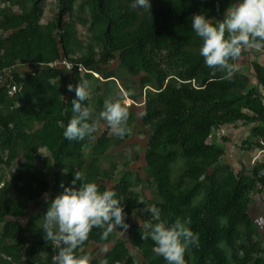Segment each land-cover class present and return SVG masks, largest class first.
<instances>
[{
    "label": "trees",
    "instance_id": "16d2710c",
    "mask_svg": "<svg viewBox=\"0 0 264 264\" xmlns=\"http://www.w3.org/2000/svg\"><path fill=\"white\" fill-rule=\"evenodd\" d=\"M56 1L60 14L51 27L57 30V37L53 35L46 45L42 43L43 35L37 23L42 0H32L31 8L17 20L0 24V52L3 51L0 56V72L16 64L51 65L63 58L72 64V85L75 87L80 80H85L80 66L87 70L94 61L92 58L71 57L76 22L73 18L66 19V15L72 8V1ZM132 1L134 0H88L94 19L101 26L107 50L119 53L121 63L131 75L136 76L143 70L158 77V93L145 98L146 112L143 119L144 125L151 130L146 162L160 197L156 206L158 221L171 226L178 217L191 219L187 226L199 235L198 246H189L196 264H231L220 242L225 240L234 248L238 239L246 240V244L242 246L243 259L239 260V264H250L252 261V264H264V242L254 232L253 222L247 212L250 198L264 190V175H260V165H254L248 174L235 172L222 182L214 175H207V171L224 156V152L210 141L213 132L223 126L237 127L239 123L250 126L249 132L255 139V147L264 149V111L248 102H235L220 107L218 102L231 95L232 87L226 81H221L223 76L207 68L201 55H192L182 50L185 47L202 46L201 38L192 29L191 17L194 14H203L215 23L214 20L238 0H152L151 10L147 9L146 18L137 30H132L138 20L136 12L129 5ZM11 30L14 32L9 37L11 45L8 46L1 39V32ZM225 36L227 37V32ZM259 49L264 51V48ZM176 59L185 64L182 80L189 82L188 85L169 79L170 68L175 66L173 62ZM254 73L258 85L264 90V68L255 64ZM45 76L51 96L47 97V108L41 111L28 104L3 115L1 106L8 93L5 89L0 90V121L3 128L0 134V163L4 162L6 151H15L16 148H21L26 158V162L20 165L19 174L10 184L19 197L17 204L10 206L0 200V220H14L6 224L5 238L20 242L32 241L33 253H46L49 257L48 264H53L52 257L56 250L52 242L44 239V230L39 229L34 222L23 226L17 220L28 214V205L23 199L35 201L50 189L56 197L63 193L61 184L64 187L72 186L74 173L77 172L74 162L81 150L82 141H69L63 136L74 115L72 100L76 99L75 91L67 90L68 84L59 71H47ZM58 76L62 77L59 89L53 81ZM198 80L199 87L190 86ZM14 81L23 87L20 95L28 97L30 92L41 91V79L36 75L30 74L25 79L15 77ZM32 120L43 125L29 134L26 129H30ZM222 139L229 142L226 137ZM163 142L179 145L190 160L186 178L191 181L203 178L209 182L203 204L186 211L183 207L189 205L194 192L186 189L179 197L173 194L168 179V160L160 153ZM248 144L251 143L245 141L242 150ZM40 149L52 154L54 164L59 169L53 175L52 187L47 175L40 173L38 166L33 163L37 161L38 165H44ZM89 170L93 179L112 177L95 165H90ZM84 182L88 181L84 179ZM79 183L78 181L76 187ZM184 185L185 182L181 181L179 188ZM98 187L101 192L106 190ZM112 191L117 194L116 198L120 199L127 214L125 222L129 221L132 213L139 207L131 196L129 183L123 180ZM46 212L44 211L43 216ZM222 219H225V225L222 224ZM240 226L244 227L242 234L238 230ZM102 233L103 229L93 228L87 240L105 244L107 238H102ZM143 234L139 225H134L129 230L127 239L135 251L147 264H167L162 256L153 251L154 242L150 238L142 239ZM26 258L30 264L37 262L28 255V251ZM123 259H127L125 252L114 253L106 255L102 263L92 261L90 264H117ZM184 259L185 264H188V249ZM15 260L13 255L5 256L0 253V264H14ZM127 260L131 263L130 259Z\"/></svg>",
    "mask_w": 264,
    "mask_h": 264
},
{
    "label": "rangeland",
    "instance_id": "374dc122",
    "mask_svg": "<svg viewBox=\"0 0 264 264\" xmlns=\"http://www.w3.org/2000/svg\"><path fill=\"white\" fill-rule=\"evenodd\" d=\"M71 1L72 8L66 15V19L73 18L76 22V33L71 44V57L73 59L92 58L94 61L87 70L83 66H80V69L82 70L84 79L90 82L89 99L83 104H88L95 109L93 119L98 121L97 131L93 133L94 138H86L82 141L81 150L74 162L75 167L88 182H95L106 190L112 191L118 183L126 180L130 185L132 198L139 205L132 213L130 220L125 222L129 225L126 232L122 228H114L106 237L107 242L105 244L87 240L76 250V253L77 255H90V263L92 261L102 263L104 257L108 254H121L125 252L127 259H130L131 263L127 259H123L121 263L117 264H147L135 251L127 238L130 228L134 225H139L145 233L146 229L144 226L146 223H160L157 215H153L154 212H157L156 206L160 202V197L157 186L150 177L146 162L147 143L151 130L143 123L146 112L145 98L148 95H157L159 87L158 77L155 74H148L143 70L136 76L131 75L121 63L119 53L110 52L105 47L101 26L94 19L88 0ZM133 2L129 5L136 12L138 20L132 30H137L146 18L147 9L134 8L132 7ZM149 3L151 6L153 5L152 0H149ZM31 6L32 0H0V24L5 21L12 22L17 20ZM59 14L60 7L56 0H42L37 23L43 35V45H46L47 40L53 35L57 37V30L52 29L51 25L55 23V19L58 18ZM219 17H222V19L218 20ZM219 17L215 20L222 21L224 14H221ZM13 32V30L1 32V39L6 41L8 46L11 45L9 37ZM200 48L201 46H192L185 47L182 50L192 55H200ZM2 55L3 51L0 52V56ZM262 57H264L262 49L242 48L239 57L235 61H230V63L236 65V71L231 78H225V72L207 67L213 73L223 76L224 78L221 81H226L232 87L231 95L218 102L220 107L229 106L235 102H248L255 108L264 111V90L254 88L258 85L256 77L252 78L251 76L250 78L247 73L252 74V71L254 72L255 64H259ZM173 65L175 66L170 68L169 79L176 82L182 81L188 85L189 82L182 80L186 69L185 64L176 59ZM50 70L59 71L65 78L66 83L72 84V64L63 58H60L51 65L39 63L16 64L14 68L3 73L4 78L11 75L20 79H25L30 74L36 75L41 79V91L30 92L28 97L20 95L21 92L14 96L7 95L1 106L2 114L7 115L28 104L34 106L38 111L46 109L48 106L47 97H50L51 94L45 73ZM61 79L62 77L58 76L53 80L57 84L58 89L62 86ZM199 84L200 81L198 80L192 82L190 86L199 87ZM130 92L132 93L131 95H129ZM109 96L114 98L120 97L124 106L129 111L128 126L132 129V133L122 139L111 133L107 122L99 117L103 102ZM42 125L43 123L32 120L30 129H26V131L32 134L40 129ZM249 131L250 126H243L239 123L237 128L223 126L213 132L210 141H212L216 148L224 152V156L207 171L208 176L214 175L222 182L226 181L235 172L248 174L256 164L261 167L260 175H264V149L255 147V139ZM2 132L3 128L0 121V134ZM223 137H226L229 142L223 141ZM245 141L251 144L245 145V150H242ZM39 153L42 156L44 165H38L37 161L33 163L38 166L40 173L47 175L48 182L52 187L54 182L53 175L59 169L55 166L50 152L40 149ZM160 153L168 160V179L173 194L179 197L180 193L186 189L194 192L189 205L183 207V209L187 211L190 207L203 204L206 199L207 188L210 184L203 178L200 181H191L185 177L190 160L184 155L182 148L179 145H170L163 142L160 146ZM3 159L4 162L0 163V200L6 202L5 204L7 205L15 206L19 197L15 195L10 184L19 174L20 165L26 162V158L23 150L16 148L15 151H6ZM90 165L97 166L112 177L110 179H93L90 177ZM64 173H66L65 170ZM181 181H184L185 185L179 188ZM46 194L35 201L23 199L28 205V214L17 221L23 226H27L29 222H34L39 229L43 230L44 211H47L49 202L55 198L51 189ZM247 212L253 222L254 232L264 242V190L260 194H254L250 198ZM181 220L186 219L182 218ZM11 221L14 220L11 218L0 220V253L5 256L13 255L16 258L14 264H30L26 258V252L28 251V255L37 260L35 264H48V255L42 251L33 253L32 241H28L26 236L27 241L23 242L9 240L4 237V228ZM225 223V219H222V224L225 225ZM238 230L242 234L244 227L240 226ZM245 244V239H238L234 248L225 240L220 242V246L231 264H239V260L243 259L242 246ZM188 250V264H196L190 247ZM252 263L253 261L250 264Z\"/></svg>",
    "mask_w": 264,
    "mask_h": 264
},
{
    "label": "clouds",
    "instance_id": "9594fccd",
    "mask_svg": "<svg viewBox=\"0 0 264 264\" xmlns=\"http://www.w3.org/2000/svg\"><path fill=\"white\" fill-rule=\"evenodd\" d=\"M132 7L151 10L149 0H134ZM191 20L192 29L202 40L200 55L205 65L225 72V78H231L236 71V65L230 61L239 57L242 48H264V0L233 2L226 9L223 20H215V23L203 14H194ZM89 84L88 80H80L75 87L71 83L67 85L69 92L75 91L76 99L72 100L74 115L63 132L66 140L93 139L97 131L98 121L93 119L95 109L81 103L89 99ZM99 117L107 122L116 137L122 139L131 135L129 111L120 97L105 98ZM71 183L69 187L61 184L63 193L49 202L42 225L44 239L52 242L56 250L53 264H90L91 256L77 255L76 250L87 241L93 228L105 229L102 238L117 227L126 232L129 228L125 223L127 214L114 191H99L95 182H84L81 172L74 173ZM190 223V218L182 221L179 217L171 226L164 222L146 223L141 237L154 242L153 251L167 264H185L186 249L199 243V235L187 226Z\"/></svg>",
    "mask_w": 264,
    "mask_h": 264
},
{
    "label": "built area",
    "instance_id": "2783aa9c",
    "mask_svg": "<svg viewBox=\"0 0 264 264\" xmlns=\"http://www.w3.org/2000/svg\"><path fill=\"white\" fill-rule=\"evenodd\" d=\"M12 68H14V66ZM12 68H10V69H12ZM10 69H5L2 72H0V84H2L1 90L5 89V90H7L8 95L14 96L17 93H20L22 91L23 87H22V85L15 83V81H14L15 77H13L11 75L4 78L3 73L7 72Z\"/></svg>",
    "mask_w": 264,
    "mask_h": 264
},
{
    "label": "crops",
    "instance_id": "0c3cea01",
    "mask_svg": "<svg viewBox=\"0 0 264 264\" xmlns=\"http://www.w3.org/2000/svg\"><path fill=\"white\" fill-rule=\"evenodd\" d=\"M225 14V13H224ZM222 19V17H219V19L218 20H221ZM260 59H262V60H260V62H259V65L260 66H262L263 68H264V57H262V58H260ZM251 65V64H250ZM248 73V76L251 78V76H252V78H255V73L252 71V74H250L249 72H247ZM256 79V78H255ZM255 83V82H254ZM257 85V84H256ZM254 88H259L258 90H261L262 88H261V86H259V85H257L256 87H254ZM263 90V89H262ZM231 128H233L232 126H230ZM226 128H228V127H226ZM235 128H237V127H235ZM250 133V132H249Z\"/></svg>",
    "mask_w": 264,
    "mask_h": 264
}]
</instances>
